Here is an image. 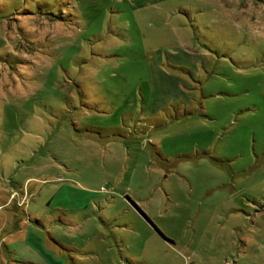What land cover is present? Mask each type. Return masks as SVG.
Wrapping results in <instances>:
<instances>
[{"label":"rangeland","instance_id":"1","mask_svg":"<svg viewBox=\"0 0 264 264\" xmlns=\"http://www.w3.org/2000/svg\"><path fill=\"white\" fill-rule=\"evenodd\" d=\"M0 264H264V0H0Z\"/></svg>","mask_w":264,"mask_h":264}]
</instances>
